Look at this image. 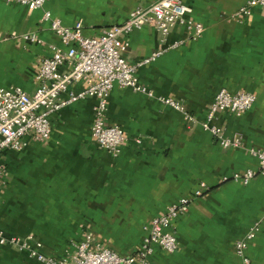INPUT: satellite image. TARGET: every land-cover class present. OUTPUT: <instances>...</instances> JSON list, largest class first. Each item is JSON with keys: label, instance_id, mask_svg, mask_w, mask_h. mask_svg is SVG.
<instances>
[{"label": "crops", "instance_id": "1", "mask_svg": "<svg viewBox=\"0 0 264 264\" xmlns=\"http://www.w3.org/2000/svg\"><path fill=\"white\" fill-rule=\"evenodd\" d=\"M155 1L46 0L43 9L29 11L0 0V88L33 94L49 45L64 49L43 21L44 11L66 27L80 22L83 35L95 37ZM245 1L183 0L191 9L187 17L203 26L198 38L178 26L165 43L148 27L128 36L123 57L131 65L147 61L136 76L154 97L117 87L110 92L106 124L118 126L126 138L117 156L91 136L94 98L52 115L49 140H31L21 152L5 150L0 155L3 234L33 236L47 256L70 254L86 235L119 255L134 254L153 218L204 185L202 196L173 224L176 251L153 246L149 263L242 264L234 243L257 224L245 256L249 264H264V175L257 174L247 185L232 180L257 170L250 150L264 151V8L232 19ZM25 34H34L39 43L25 40ZM90 84L84 78L60 99ZM221 89L255 98L245 114L221 113L215 121L226 138L241 139L239 148H222L199 125ZM158 98L179 103L197 122H186L181 112ZM0 264L42 263L6 246L0 247Z\"/></svg>", "mask_w": 264, "mask_h": 264}, {"label": "built area", "instance_id": "2", "mask_svg": "<svg viewBox=\"0 0 264 264\" xmlns=\"http://www.w3.org/2000/svg\"><path fill=\"white\" fill-rule=\"evenodd\" d=\"M5 3H16L29 11L41 10L46 0H2ZM264 8V0H246L231 16L239 20L248 16L256 8ZM191 9L183 0H156L145 8H135L121 25L105 28L98 36L86 37L83 27L77 22L72 27L63 26L60 20L52 18L44 11L42 19L48 24L49 30L59 39L64 47L60 50L49 45V56L40 64L36 76V89L28 95L20 88H0V155L5 150L21 152L29 141H47L52 133L50 118L64 107L85 98L96 100L93 108V121L90 133L97 145L113 156L120 153V147L126 140L122 129L106 124L107 101L114 88L130 89L135 93L153 98L150 90L140 84L136 71L138 65L126 62L123 52L127 47L128 36L143 28H152L160 35V42L165 43L168 35L175 27H181L191 38H198L204 29L187 16ZM25 40L39 43L34 34H25ZM178 44L170 45V48ZM160 51L153 54L150 60L158 57ZM149 61V60H148ZM84 78L91 84L77 94H70L65 100L60 97L68 88ZM157 101L184 115L186 122L195 124L196 118L187 113L177 102L158 98ZM255 102L253 95L248 93H229L219 90L210 103L205 118L199 123L201 129L217 140L224 149L241 147L239 137L228 139L223 130L215 125L218 115L228 113L239 117L249 111ZM250 154L258 161L257 170H247L243 175H235L232 180L247 185L257 174L264 175V151L250 150ZM204 185L195 190L192 196L181 198L177 203L166 208L165 212L153 218L145 228L146 237L141 249L134 254L119 255L107 248L93 243L91 235L74 245L73 252L63 257L47 256L39 249L41 245L34 243L33 236L24 239L15 236L6 237L0 230V247L10 246L17 251H26L31 258L42 264H150L149 257L153 246L166 253L177 249L176 237L173 232L174 222L184 215L190 204L202 196ZM254 224L247 235L234 243V253L242 264H249L245 256L247 243L258 231ZM34 243L35 246H30Z\"/></svg>", "mask_w": 264, "mask_h": 264}]
</instances>
